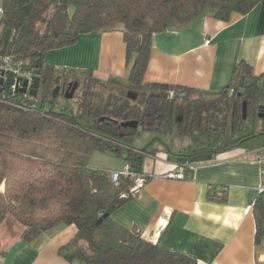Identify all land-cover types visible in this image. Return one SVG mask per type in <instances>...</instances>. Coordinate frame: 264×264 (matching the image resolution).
<instances>
[{
	"label": "trees",
	"instance_id": "trees-1",
	"mask_svg": "<svg viewBox=\"0 0 264 264\" xmlns=\"http://www.w3.org/2000/svg\"><path fill=\"white\" fill-rule=\"evenodd\" d=\"M260 1L2 0L0 56H13L26 70L40 72L41 98L22 107L24 94H0V227L9 234L17 225L20 239L30 242L58 224L75 225V237L58 252L69 264H196L113 222L112 214L135 198L129 192L132 182L122 178L114 187L109 171L91 168L89 162L94 153H109L132 172H141L149 155L148 146H133L141 132L161 144L165 138L184 140L190 155L221 153L264 137L257 128L264 120L259 118L264 113V75L253 77L243 62L230 84L214 94L143 83L154 34L185 27L204 14L228 22ZM105 31L122 33L126 65L133 60L126 86L98 81L91 71L55 70L45 64L48 51ZM247 80L252 86L241 97L229 95ZM70 84H77L72 105L56 109ZM58 86L63 91L53 96L51 90ZM127 122H136V128L121 126ZM254 142L264 147V140ZM252 213L258 244L264 239V194L257 195Z\"/></svg>",
	"mask_w": 264,
	"mask_h": 264
},
{
	"label": "crops",
	"instance_id": "crops-1",
	"mask_svg": "<svg viewBox=\"0 0 264 264\" xmlns=\"http://www.w3.org/2000/svg\"><path fill=\"white\" fill-rule=\"evenodd\" d=\"M44 60L55 70L91 71L98 81L125 86L133 61L126 65L119 31L81 35L72 46L48 51ZM240 62L250 67L253 77L264 75V0L246 15L233 14L228 22L204 14L185 27L154 34L143 83L214 94L230 84ZM148 147L141 171L152 178L112 214V221L196 264H264V239L255 243L252 213L260 186L254 153L264 147L245 143L221 153L194 155L187 146L172 151L157 140ZM106 158L104 166L100 153H94L89 166L108 172L125 165ZM177 169L181 180L163 178ZM76 233L75 225L58 224L24 242L17 225L9 234L0 227V264H69L58 252Z\"/></svg>",
	"mask_w": 264,
	"mask_h": 264
},
{
	"label": "built area",
	"instance_id": "built-area-1",
	"mask_svg": "<svg viewBox=\"0 0 264 264\" xmlns=\"http://www.w3.org/2000/svg\"><path fill=\"white\" fill-rule=\"evenodd\" d=\"M0 71L13 73L15 76L19 74H26L28 78V86L34 76L33 71L25 69V63L23 61L17 60L13 56H0ZM232 91L233 90L229 92V95ZM27 92L20 101L22 107L29 106V102H32L33 104L35 103L36 99L29 97ZM254 160L258 163L260 170V186L257 189V195H262L264 194V148H261L254 153ZM108 176L114 187H118L120 185L122 178L129 179L132 182L129 192L133 197H137L152 178V176L147 175L142 171L139 173L132 172L127 165H124L120 171H109ZM163 178L168 180H181L183 176L181 171L177 169L169 171L163 176Z\"/></svg>",
	"mask_w": 264,
	"mask_h": 264
},
{
	"label": "water",
	"instance_id": "water-1",
	"mask_svg": "<svg viewBox=\"0 0 264 264\" xmlns=\"http://www.w3.org/2000/svg\"><path fill=\"white\" fill-rule=\"evenodd\" d=\"M40 72L35 71L34 76L32 78V81L30 85L28 86V78L26 74H19L14 75L13 73H5L4 71H0V94H3L5 98H9L13 94H25L27 92L28 96L36 99L38 97V91L40 87ZM263 80L257 85L258 89L262 88ZM252 86V82L247 80L244 82L242 88H234L232 93L230 94L231 97H241L246 88H249ZM77 89V84H74L73 86L70 84L65 91L64 95L66 99H71L75 90ZM62 92V87L58 86L54 89L52 95L55 96L59 92ZM128 98H130L128 94ZM135 98V97H134ZM131 98V99H134ZM30 105H32V102H29ZM246 109V102L242 103V111L245 113ZM261 110H264V107L261 108ZM264 114H259V118H263ZM124 128H131L134 129L137 126L136 122H127L124 124H121ZM107 215H104L103 218H105ZM101 222V220L98 221V224Z\"/></svg>",
	"mask_w": 264,
	"mask_h": 264
},
{
	"label": "rangeland",
	"instance_id": "rangeland-1",
	"mask_svg": "<svg viewBox=\"0 0 264 264\" xmlns=\"http://www.w3.org/2000/svg\"><path fill=\"white\" fill-rule=\"evenodd\" d=\"M54 89L51 90V92L53 93ZM129 96L130 98H134L136 95L135 93H130L129 92ZM40 94L38 95L37 97V100H40ZM72 105L70 103V99H66L65 98V95L64 93H62V95L60 97H58L57 99V104H56V109H60V108H63L64 106H69ZM257 128L259 130H263L264 132V120L260 121L259 123H257ZM153 135L152 134H143L142 132L137 134L133 140V146L135 148H142V147H147L149 144H152L153 142ZM256 141L253 142L254 143H257L261 140H264V137H260L259 139H255ZM162 142L164 141L165 142V145L167 146V148L169 150H179V148L182 146H187L188 143L184 140H181V139H178L177 137H172V138H165L164 140L162 139L161 140ZM150 142V143H149ZM253 142L251 144H253ZM250 144V143H248ZM92 157V156H91ZM106 157H114L112 156L111 154L109 153H100V159L103 160V165L106 166L107 165V162L109 161L110 158H106ZM116 159V158H115ZM112 161H115L113 158L111 159ZM105 161H106V164H105ZM101 168H104V167H101ZM101 170V169H99Z\"/></svg>",
	"mask_w": 264,
	"mask_h": 264
},
{
	"label": "flooded vegetation",
	"instance_id": "flooded-vegetation-1",
	"mask_svg": "<svg viewBox=\"0 0 264 264\" xmlns=\"http://www.w3.org/2000/svg\"><path fill=\"white\" fill-rule=\"evenodd\" d=\"M264 114V113H263Z\"/></svg>",
	"mask_w": 264,
	"mask_h": 264
}]
</instances>
